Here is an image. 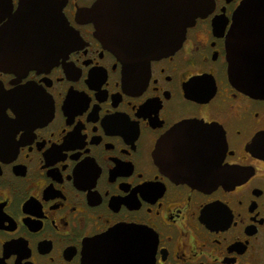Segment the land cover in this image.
I'll return each instance as SVG.
<instances>
[{"label":"flooded vegetation","instance_id":"obj_1","mask_svg":"<svg viewBox=\"0 0 264 264\" xmlns=\"http://www.w3.org/2000/svg\"><path fill=\"white\" fill-rule=\"evenodd\" d=\"M98 1L0 0V60L43 58L0 62V264H264V97L228 75L242 0H192L184 33L171 0Z\"/></svg>","mask_w":264,"mask_h":264},{"label":"water","instance_id":"obj_2","mask_svg":"<svg viewBox=\"0 0 264 264\" xmlns=\"http://www.w3.org/2000/svg\"><path fill=\"white\" fill-rule=\"evenodd\" d=\"M106 0H99L95 10L101 11ZM172 28L181 30L192 20L196 12L192 0H171ZM228 75L232 84L246 93L264 97V0H242L232 17V24L226 37ZM37 53V50L34 51ZM40 56L17 60H0L2 65L26 63L32 65L42 61ZM48 60V59H47ZM46 61V60H44ZM136 226H115L110 235L115 238L139 235ZM122 251V249H119ZM98 252V251H97ZM95 250L83 252V264H104Z\"/></svg>","mask_w":264,"mask_h":264}]
</instances>
